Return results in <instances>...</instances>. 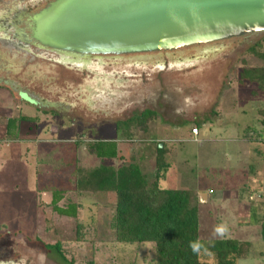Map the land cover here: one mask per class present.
<instances>
[{
	"label": "rangeland",
	"instance_id": "rangeland-1",
	"mask_svg": "<svg viewBox=\"0 0 264 264\" xmlns=\"http://www.w3.org/2000/svg\"><path fill=\"white\" fill-rule=\"evenodd\" d=\"M44 1L0 0V18ZM259 42L264 43V32L246 34L218 51L163 60L162 70L156 63L164 57L156 53L119 57L94 74L56 65L48 53L17 51L12 66L17 74L0 73V263L64 264L42 247L59 242L75 264H154L152 243L114 241L108 228L113 193L78 199L71 194L74 168L100 164L86 144L105 140L118 144L121 158L112 164L144 156L147 174L155 168L156 144L166 145L169 168L159 185L196 193L199 239L249 242L248 256L235 264H264V92L253 95L251 86L239 85L242 68L260 64L248 53ZM23 76L31 80L30 90ZM8 80L20 85L15 88ZM145 110L156 113L146 133L133 128L124 138L115 132L118 121ZM19 116L35 122L18 121L16 136H6L7 119ZM192 128L199 134L193 136ZM53 188L67 189V197L82 203L80 242H75L76 223L48 207ZM219 224L228 227L223 237L213 235ZM201 261L215 262L207 253Z\"/></svg>",
	"mask_w": 264,
	"mask_h": 264
},
{
	"label": "trees",
	"instance_id": "trees-1",
	"mask_svg": "<svg viewBox=\"0 0 264 264\" xmlns=\"http://www.w3.org/2000/svg\"><path fill=\"white\" fill-rule=\"evenodd\" d=\"M260 64L243 67L239 75V85L251 86L255 91L264 92V43L259 42L248 49ZM156 116L151 110H145L129 120L117 122L115 132L122 137H131L133 128L147 132L145 125ZM35 122L32 117L19 116L9 118L5 125V134L16 136L17 122ZM78 141L75 142L77 144ZM88 152L100 160L93 168L76 166L71 172L73 190L79 197L95 196L100 193H113L115 202L108 228L113 233L116 243H152L155 249L154 264H210L201 261L207 253L214 256L212 264H235L236 260L246 258L251 244L235 240L203 241L199 239L198 196L191 190L162 189L159 185L164 173L169 168L165 160L166 145L156 144L155 168L151 174L143 170V157L131 158L119 166L111 163L120 159L116 141L95 140L86 144ZM51 190V189H50ZM48 190V191H50ZM52 200L48 205L53 214L66 217L76 223L77 238L80 242L82 223L80 212L82 203L73 200L65 189L53 188ZM62 202V204H60ZM4 225L0 224V233ZM1 236V234H0ZM199 240L207 248L199 254L193 253L190 242ZM46 250L53 251L64 264H75L67 259L64 244H42Z\"/></svg>",
	"mask_w": 264,
	"mask_h": 264
},
{
	"label": "water",
	"instance_id": "water-1",
	"mask_svg": "<svg viewBox=\"0 0 264 264\" xmlns=\"http://www.w3.org/2000/svg\"><path fill=\"white\" fill-rule=\"evenodd\" d=\"M25 30L31 45L71 64L147 55L264 32V0H53Z\"/></svg>",
	"mask_w": 264,
	"mask_h": 264
},
{
	"label": "flooded vegetation",
	"instance_id": "flooded-vegetation-1",
	"mask_svg": "<svg viewBox=\"0 0 264 264\" xmlns=\"http://www.w3.org/2000/svg\"><path fill=\"white\" fill-rule=\"evenodd\" d=\"M50 1L53 0H45L43 4L34 7L33 9L31 8V10L23 5L21 7H16L15 9L10 11V16L9 18H6L5 16L0 18V33L4 32L5 35L3 34L2 36H0V73L1 72H5L9 75H16L17 71H19L18 69H14L12 66L13 63L16 61V53H18L17 51H20L24 56L27 55H31V51L30 50H34V51H38V52H42V53H48L49 55H51L52 57H55V59H52L51 61L53 63H55L56 65H59L67 70H74L76 72L82 71L84 70L87 73L90 74H94L96 68H99L100 66H103L105 64H116L118 63L120 60L117 59L119 57H125V56H135V57H141L145 56V55H123V56H91L88 59L83 60V62H79V63H68L66 61V58H62V56L57 55L56 53L50 52L48 50H43V49H39L33 45H31V43L27 42V36H28V32L25 30V21L27 19V17L29 15H31V13L37 11L38 9L46 6ZM29 39V38H28ZM236 38H232L230 40H227L223 43H218V44H209V45H198V46H192V47H188V48H182L179 50H174V51H162V52H154L156 53L159 57H164V59H161L159 61V63H156V67L159 68V70H162V68L165 66L166 63H163V60H170L174 57H182L183 55H185L186 53L189 55L190 52H197V51H213V50H221L225 47V45L229 44L232 40H234ZM149 54H147L146 56L148 57ZM150 55L152 56V53H150ZM9 56H11V59H7L9 58ZM148 60V59H146ZM146 60H141L139 59V61H146ZM163 61V62H162ZM17 62V61H16ZM15 62V63H16ZM192 63V62H190ZM194 66L193 64H188L187 67H192ZM196 66V64H195ZM23 78H25L26 80H29V77L23 76ZM20 81H22L23 79L20 77L19 78ZM18 80V82H14L11 80H8L9 84L15 88H18V85H20V81ZM28 82H30L28 85L29 90L31 89V80H29ZM45 84V83H44ZM52 95L56 94V92H54V90H52L51 88L47 89ZM60 92V91H59ZM58 92V93H59ZM60 94V93H59ZM31 95V93H30ZM35 95V94H33ZM33 95L32 98H35ZM18 97L20 98V96L18 95ZM37 100V99H36ZM76 100L78 102L79 98L76 97ZM46 104V103H45ZM33 105V104H32ZM34 105H37L34 104ZM48 105L50 107L53 108V104L48 103ZM105 113V110H98L96 111V113ZM118 122H122V121H118Z\"/></svg>",
	"mask_w": 264,
	"mask_h": 264
},
{
	"label": "clouds",
	"instance_id": "clouds-1",
	"mask_svg": "<svg viewBox=\"0 0 264 264\" xmlns=\"http://www.w3.org/2000/svg\"><path fill=\"white\" fill-rule=\"evenodd\" d=\"M228 232V227L226 224H219L215 226L213 235L223 237ZM189 247L195 254H199L201 250L203 249L205 252H207V248L202 244L199 240L190 242Z\"/></svg>",
	"mask_w": 264,
	"mask_h": 264
},
{
	"label": "built area",
	"instance_id": "built-area-1",
	"mask_svg": "<svg viewBox=\"0 0 264 264\" xmlns=\"http://www.w3.org/2000/svg\"><path fill=\"white\" fill-rule=\"evenodd\" d=\"M191 133H192L193 136L198 135V129L197 128H192Z\"/></svg>",
	"mask_w": 264,
	"mask_h": 264
},
{
	"label": "crops",
	"instance_id": "crops-1",
	"mask_svg": "<svg viewBox=\"0 0 264 264\" xmlns=\"http://www.w3.org/2000/svg\"><path fill=\"white\" fill-rule=\"evenodd\" d=\"M198 134H199V131H198ZM195 140V139H194ZM193 139L191 140V141H194ZM244 141H246L245 139H244ZM60 190H61V188H59ZM62 189H64V188H62ZM65 190H67V189H65ZM68 192V191H67ZM60 204H62V202L60 203ZM4 263H8V261H6V262H2V263H0V264H4ZM10 264V263H9Z\"/></svg>",
	"mask_w": 264,
	"mask_h": 264
}]
</instances>
